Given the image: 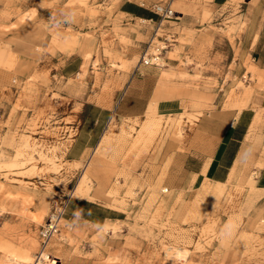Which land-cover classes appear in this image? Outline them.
Instances as JSON below:
<instances>
[{"label": "rangeland", "instance_id": "1", "mask_svg": "<svg viewBox=\"0 0 264 264\" xmlns=\"http://www.w3.org/2000/svg\"><path fill=\"white\" fill-rule=\"evenodd\" d=\"M247 1L157 0L153 9L173 13L150 24L118 13L119 0H0V264H264V191L247 161L237 182L194 184L201 160L185 156L209 147L190 135L193 103L211 111L220 95L252 92L246 74L224 84ZM89 41L93 62L84 47L80 69L61 74ZM143 57L155 94L143 115L124 118L119 104ZM171 97L178 108L160 110ZM90 103L111 107L100 136V125L88 134L101 115Z\"/></svg>", "mask_w": 264, "mask_h": 264}, {"label": "crops", "instance_id": "2", "mask_svg": "<svg viewBox=\"0 0 264 264\" xmlns=\"http://www.w3.org/2000/svg\"><path fill=\"white\" fill-rule=\"evenodd\" d=\"M230 1L210 0V3L215 7H221ZM156 2L157 0H119L117 12L125 18L138 19L152 24L158 19L152 8V5ZM244 8L246 12L242 13V15L246 18L247 25L241 34L242 46L237 53L239 58L229 70L231 78L225 81L224 84L230 87L229 83H236L238 77L242 79L246 74L245 87H250L252 92L244 94V91L241 90L238 97H231L229 100L220 95L217 97L218 100L215 98L213 102L215 109L211 111L206 109L204 101L193 103L192 111L199 113V115L190 135L197 136L199 141L200 139L202 141L207 140L209 147L206 154L199 156L193 155L191 148L188 147L189 153L185 156L189 158L194 156V158L201 160L198 168L189 172L194 175L192 179L194 184L200 183L203 178H207L214 183L237 182L242 176L238 174L239 169L243 168V163L247 161L246 177L248 178L252 174L254 188L257 191H264V0H248ZM247 9L251 10L248 12ZM182 17L188 18L185 15H182ZM172 22L178 23L176 21ZM197 29L202 30L204 27ZM89 42V45L87 44L86 46H76L73 52L67 55L66 59L73 56L74 58H71L64 67L61 65V74L66 68L68 71L66 72L68 73L67 75H71L80 69L84 59L83 50L85 48H92L90 54L91 62H93L95 42ZM63 55L61 52H56V56L60 59L64 57ZM76 60L77 62H75ZM34 61L35 58L29 62L32 63ZM247 65H250L255 72L253 80H250L252 72L247 70ZM149 68L151 69L152 67L142 63L138 64L135 77H139L134 78L132 84L127 85L119 104L122 117H140L151 102L155 94V83H150L147 75H145V70ZM258 77L261 78L260 82H258ZM149 83L151 85L149 86V91H147ZM157 103L160 110L176 109L178 108L179 99L171 97L160 99ZM90 104L98 107L101 115L98 114L92 118V126L88 134L91 136L92 130L100 125L102 127L100 136L106 123L111 118V107L100 106L97 103ZM87 119L86 116L83 124L78 128V136L83 134L85 128L87 129L85 125L88 121ZM78 139L79 137H76L74 141L76 142ZM253 146L257 148L255 154L251 152ZM92 147L86 141L79 150L80 154L82 155L92 149ZM87 202L90 203V201ZM82 217L94 222L107 219L110 214L108 212L103 213L100 218H94L87 214L82 215Z\"/></svg>", "mask_w": 264, "mask_h": 264}, {"label": "built area", "instance_id": "3", "mask_svg": "<svg viewBox=\"0 0 264 264\" xmlns=\"http://www.w3.org/2000/svg\"><path fill=\"white\" fill-rule=\"evenodd\" d=\"M154 12L156 14H159L162 17H170L173 13V11L170 9V7H163L161 5H155L154 6ZM142 64H149L150 61L149 59H145L144 57L142 58L141 61ZM55 215V214H54ZM56 216V215H55ZM56 217H51L50 221L48 223V225L46 227H44L43 231H42V237L44 238H48V235H50V233H52L53 231H55V227H56V222H55Z\"/></svg>", "mask_w": 264, "mask_h": 264}, {"label": "bare ground", "instance_id": "4", "mask_svg": "<svg viewBox=\"0 0 264 264\" xmlns=\"http://www.w3.org/2000/svg\"><path fill=\"white\" fill-rule=\"evenodd\" d=\"M218 184H221V183H218ZM220 186V185H219ZM217 189V188H216ZM220 189V188H219ZM222 190V189H221ZM76 191V188L75 189H73V191H72V193H74ZM206 191V190H205ZM221 192V191H220ZM215 193L217 194L218 192H216V190H215ZM211 194H213L212 192H211ZM216 194H215V196H216ZM218 196H219V194H217ZM257 196V195H256ZM259 197V196H258ZM252 200V199H251ZM52 216L53 217H56L54 214H52ZM261 217V216H260ZM259 218V217H258ZM257 218V219H258ZM255 220V219H254ZM178 253V252H177ZM43 258V259H47V260H49V255L46 253H44V251H41V255H40V258Z\"/></svg>", "mask_w": 264, "mask_h": 264}]
</instances>
